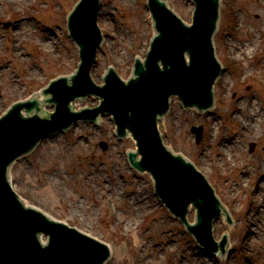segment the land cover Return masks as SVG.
<instances>
[{"label": "rangeland", "instance_id": "1", "mask_svg": "<svg viewBox=\"0 0 264 264\" xmlns=\"http://www.w3.org/2000/svg\"><path fill=\"white\" fill-rule=\"evenodd\" d=\"M76 1L0 0V114L10 103L24 100L33 92L43 89L47 80L59 75H70L76 69L78 55L67 38L65 28V17ZM101 1L109 7L103 6L101 18H98L97 27L102 31L103 41L94 70L90 73V79L96 84L107 66H114L121 78H127L134 56L143 57L153 34L150 17L145 10L146 0ZM221 2L220 32L227 25L226 19H230L231 9L235 5L242 9V27L232 39L235 38L236 42L245 40L247 54L245 56L238 52L240 59L236 66L230 68L223 86L220 82L217 92H222V96L220 98L218 93L214 117L206 118L195 111L179 114L166 119L168 121H165L164 128L168 133L162 132L166 145L192 161L207 178L213 172L209 162L219 155L217 141L224 134L230 136L236 133L238 137L236 147L232 149L231 142L223 150L232 158H229L230 163L246 161L252 169L255 164L264 163V102H261L260 90L255 81L257 77L264 79V0ZM164 3L185 22L190 21L189 2L166 0ZM13 11L18 13L14 15ZM9 22L13 26L7 27ZM251 54L257 55L253 59ZM221 56V60L225 61L226 55L222 48ZM241 97L243 100L238 101ZM235 102L243 103L245 109H249L252 102V108H256L257 120H262L259 122L261 127H257L261 134L258 140L248 141L241 135L237 136L240 132L238 122L229 121V117L235 118V115L232 116ZM174 111L179 112L178 109ZM241 116L245 119V114ZM102 124L101 129L88 124H81L77 129L74 127L70 131L74 132L73 135L59 136L54 142H44L37 156L16 166L13 177L21 195L35 201L36 206L49 215L67 219L70 224H75L76 220V226L83 232L103 237L114 248L121 249L124 257L112 260L109 264H139V260L148 264H264V229L255 223L246 226L245 220L248 215L256 214L249 203L252 196L258 195L259 185L255 186L258 177L244 175L235 167H221L219 172L223 174L221 177L225 189L218 187L217 194L228 207L234 224L229 228L223 220L217 221L214 237L219 239L223 233H228L231 249L222 260L210 255H203L201 259L192 254L187 255L185 248L192 251L196 247L177 222L161 211L151 194L148 178L134 180V184L124 189L121 179L122 176L125 179L128 176L123 161L124 152L132 149V143H117L111 135L110 124L107 121ZM194 126L204 128L205 138L199 144L195 143L194 134L190 132ZM246 135L254 137L257 132H247ZM101 141L108 145L105 152L99 148L98 142ZM251 144H254L253 150ZM66 150L72 153L66 159H71L74 165L67 170L66 161L59 157ZM256 174L261 176L264 172ZM88 175L94 177L87 180ZM210 178L211 182L216 180L215 176ZM260 178L264 181V178ZM50 179H55L57 186ZM254 187L255 192H251ZM232 198H237V201L233 203ZM107 200L111 201V212L106 210ZM143 215L148 216L147 220ZM116 221L119 223L115 224ZM120 232H125L127 238L123 239ZM141 248L145 251H140ZM178 251L180 253L177 256L173 254Z\"/></svg>", "mask_w": 264, "mask_h": 264}, {"label": "bare ground", "instance_id": "2", "mask_svg": "<svg viewBox=\"0 0 264 264\" xmlns=\"http://www.w3.org/2000/svg\"><path fill=\"white\" fill-rule=\"evenodd\" d=\"M38 1L39 0H37V2ZM107 7H109V6L108 5H105V8H107ZM19 32H21V30ZM50 44H51V41H50ZM236 58H239V57H236ZM38 97L41 98V95L39 94ZM51 110L52 109H50V111ZM239 110L240 111H239L238 114H245V119L244 120L243 119H239V121H238L237 124H239V126L246 133L247 132L248 133H256L257 132V135H255L254 137L253 136H250V135H246L247 138H251V139L257 138L258 135H259V133H258L259 131H257V127H259V128L261 127V124L259 122H262V120H260V119L257 120L258 114L255 113L256 112V108H252V105L249 104V109H245L244 104H243V107H240ZM209 117H214V116L211 115ZM240 134H242V133L240 132ZM236 141H237V139H236ZM229 143H230L229 136H227V135L224 134L223 137H222V140L219 142V144H226L227 145ZM218 156H220V161L217 164V166H214V167L216 169L218 168V170L221 171L220 170V167L229 166L230 165V162H231L229 160V158L231 160H232V158L229 155L226 156V155H223V154L218 155ZM237 165L242 169V173L245 174V175H247V174L249 175L250 173L256 174V173H262V172H264V166L262 164H260V163H259V165H256L253 169L247 167L246 164L244 162H242V161H238L237 162ZM210 168H212V167H210ZM50 182L51 183H55V181L53 182L51 179H50ZM51 189H52V187H51ZM257 189H258V191H257V194L258 195H254V197L251 199V205H252L251 207H254L255 210L258 211V214L256 216L260 220V224H261V227H262V226H264V182H260V185H259V187H257ZM41 194H44V192H41ZM246 220H247L248 223H252V222L255 221V218L252 217V215L251 216L248 215L246 217ZM185 249L187 251V255L188 254H192L193 256H198L201 259V257H202L201 256V252L200 253H197V252H199L198 250H196V249L195 250H192L193 252H195L197 254L196 255L192 251H189L188 248H185ZM112 250H113L112 254H113L114 258H122V257H124V253H123V251L121 249L112 248ZM179 253H180L179 251L176 252V253L173 252V254L176 255V256ZM176 260L177 259H175L174 261L176 262ZM139 264H148V262H146L144 260H139Z\"/></svg>", "mask_w": 264, "mask_h": 264}, {"label": "water", "instance_id": "3", "mask_svg": "<svg viewBox=\"0 0 264 264\" xmlns=\"http://www.w3.org/2000/svg\"><path fill=\"white\" fill-rule=\"evenodd\" d=\"M208 2H210V1H208ZM202 8H205V6L204 5H202ZM77 17L76 16H74L73 18H72V20L71 21H73V20H75ZM209 20V15L204 19V21L206 22V21H208ZM200 22H202V21H200ZM203 23V22H202ZM91 24H92V22H91V18H88V20H87V27L88 26H91ZM166 27H169V26H166ZM172 30L175 32V33H177V34H179V32L182 34V31L181 30H178V29H176V28H172ZM195 30H197L196 28H195ZM184 40H185V42H186V38L184 37L183 38ZM196 68H197V66H195ZM196 68H194V73H193V75L194 74H196ZM62 76V75H61ZM79 79V77L78 78H71L70 80H72V82H76L77 80ZM197 80L199 81L200 79H198L197 78ZM81 82H83V80L81 81ZM64 84H66V80L64 81ZM186 85L190 88L191 86H192V84L189 82V81H187L186 82ZM196 87H200V85L197 83L196 85H195ZM83 89V90H82ZM165 89H168V88H165ZM91 91H93L92 89H88V87H86V89H84V86L82 85V84H79L76 88H73V90H72V92L70 93V94H65L64 95V98L62 99V100H60V101H62V106H65V108L68 110V104H69V102H70V100H73L74 98H76V96H77V94H82V95H85V94H87V93H89V92H91ZM95 92L96 91H98V90H94ZM164 91L165 90H163V91H161L160 92V95L162 96V94L164 93ZM100 92H102L101 93V95L102 96H104V98L106 97L107 98V95H106V91L105 90H100ZM198 93H200V94H198L199 96H205V94H204V92L203 91H201V89L199 90V92ZM133 97L134 96H137V95H132ZM156 97V96H155ZM160 101V99L158 98V97H156V101ZM49 100H47L46 99V103L48 102ZM89 102H88V106L89 107H92V105L93 104H91L92 102L90 101V100H88ZM136 103H137V101H136ZM95 104H96V102H95ZM97 105V104H96ZM81 106H83L82 104H78V107H81ZM94 106V105H93ZM60 105H58L57 106V109H58V111H60ZM70 110V109H69ZM68 110V111H69ZM71 112V111H70ZM43 119L42 118H40L39 119V121L41 122ZM56 124H58V121H56V122H53V125L52 126H54V125H56ZM40 131L39 130H34L32 133H30V134H32L31 136H35V135H37L38 133H39ZM15 145L16 144H13V145H11V146H8V148L9 149H11V148H14L15 147ZM5 152L6 151H4V149H0V158H2L3 156H4V154H5ZM184 194L185 195H189L188 193H187V191L186 190H184ZM35 226V223L34 222H32L31 223V227H30V229L31 228H33ZM29 235V234H28ZM227 256V255H226ZM50 256H48V257H45V256H41V258H39V260H38V264H51V262H50V258H49ZM53 262H54V259H53ZM56 264H70V262L69 261H66V259L64 260V259H62V260H57L56 261Z\"/></svg>", "mask_w": 264, "mask_h": 264}]
</instances>
